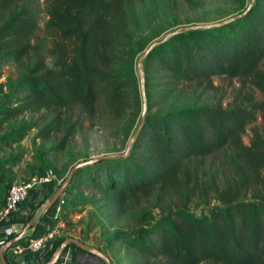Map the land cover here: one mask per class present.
<instances>
[{"label":"trees","instance_id":"1","mask_svg":"<svg viewBox=\"0 0 264 264\" xmlns=\"http://www.w3.org/2000/svg\"><path fill=\"white\" fill-rule=\"evenodd\" d=\"M133 1L0 0V66L16 62L25 72L15 86L0 83V128L18 122L0 144L12 147L38 128L37 137L58 136L50 150L60 152L86 124L110 121L124 151L74 172L63 221L104 193L135 221L123 234L129 264H264V128L244 141L250 124L260 117L264 124V0H237L242 10L228 21L178 27L153 42L132 27ZM156 42L140 74L138 60ZM215 76L238 78L262 97L242 88L226 106L164 109L173 96L211 90ZM225 148L234 152L233 175L220 184L200 164ZM37 152L39 176L52 170L64 182L79 163L58 170L46 150ZM11 185L0 174V207ZM73 190L86 197L69 199ZM69 247L76 260L85 253Z\"/></svg>","mask_w":264,"mask_h":264},{"label":"rangeland","instance_id":"2","mask_svg":"<svg viewBox=\"0 0 264 264\" xmlns=\"http://www.w3.org/2000/svg\"><path fill=\"white\" fill-rule=\"evenodd\" d=\"M131 7L135 17L133 29L139 38L145 41L152 40V42L165 38L171 30L178 27L219 23L242 10V5L237 0H134ZM0 69L3 72L0 83L14 84L25 73L23 67L16 62L4 63ZM141 69L142 66L138 65L140 74L142 73ZM242 84L243 82L238 78L215 76V87L211 90L204 94L173 96L164 109H178L192 105L226 106L242 88L251 90L258 99L262 97L261 93L251 87L249 83L243 87ZM5 90L8 89L5 88ZM16 120L13 119L0 128V137L4 132L9 131L11 126L18 123ZM255 128L263 131L264 124L261 117L247 127L244 134V141L247 144L250 143L252 130ZM38 131V128L29 131L20 143L14 144L12 147L0 144V174L10 181V184L39 176L41 159L38 157L37 148L47 151L44 159L53 163L58 170H63L74 161L77 163L85 158L92 159L124 151L122 137L117 135L110 121L97 126L86 124L70 145L60 152L50 150L54 143H58V136L44 139L37 137ZM13 155L17 156L18 161L13 160ZM230 156H234V152L226 148L219 153L210 155L200 164L201 170L208 177H216L219 182L224 181L233 175ZM8 158H12V160L8 164L4 163ZM82 195V191L73 190L69 191L67 197L79 200ZM83 196L86 197V193ZM98 196V201L92 200L87 204H80L77 209L70 211L68 219L62 220V236L81 240L104 254L108 259L113 260V264H117L118 259L121 260V264H129L125 254L123 234L132 232L135 227V221L130 219L131 211L127 205L123 206L118 202L117 198L111 199L104 193H100ZM54 212L55 208L51 207L49 215ZM117 233L120 234L117 235ZM114 236L116 238L109 244V240ZM86 253L94 257L99 264H107L106 259L102 256L87 251L84 253L85 256ZM204 264L213 263L206 262Z\"/></svg>","mask_w":264,"mask_h":264},{"label":"built area","instance_id":"3","mask_svg":"<svg viewBox=\"0 0 264 264\" xmlns=\"http://www.w3.org/2000/svg\"><path fill=\"white\" fill-rule=\"evenodd\" d=\"M63 183V179L50 170L46 175L18 180L11 185L5 201L0 207V251H3L11 264H43L47 250H50L53 243L62 236L63 195L52 206H49L50 201L45 204L43 228L37 235L33 234L26 216L18 214L17 210L20 203L25 201L30 196L31 191L38 186L52 184L56 187L57 192V188ZM51 207L55 208V212L49 215ZM67 247L56 264H77L79 255L76 260L73 249ZM28 252L40 253L43 260L33 262L32 259L26 257Z\"/></svg>","mask_w":264,"mask_h":264},{"label":"crops","instance_id":"4","mask_svg":"<svg viewBox=\"0 0 264 264\" xmlns=\"http://www.w3.org/2000/svg\"><path fill=\"white\" fill-rule=\"evenodd\" d=\"M56 194V187L52 184H44L38 186L37 188L31 191L30 196L20 203L17 210L18 214L25 215L34 235L39 234L42 231V222L45 220V204L53 199ZM18 242V241H16ZM49 253V250H47ZM81 256L86 257L85 263L87 264H99L98 261L91 257L90 254H80ZM27 258L32 259L33 262H41L43 260L40 253H27ZM45 257V256H44Z\"/></svg>","mask_w":264,"mask_h":264},{"label":"water","instance_id":"5","mask_svg":"<svg viewBox=\"0 0 264 264\" xmlns=\"http://www.w3.org/2000/svg\"><path fill=\"white\" fill-rule=\"evenodd\" d=\"M228 21V20H226ZM175 33V32H173ZM173 33L169 34V35H172ZM167 35L166 38L169 36ZM159 42H156L154 44H152L147 50L146 52L140 56L139 60H138V64H139V67L142 66V62L144 60V58L148 55V53L151 51V49L156 46ZM146 106L144 107V110H143V114H142V123L141 125L139 126L137 132L135 133V135L133 136V138L130 140V143L129 145L131 146L132 143L134 142V140L136 139L138 133L140 132L143 124H144V120H145V114H146ZM129 151L126 152L125 155L128 154ZM123 155V154H122ZM103 156H99L97 158H92L90 160H86V161H82V162H79L78 164H76L72 170L70 171L69 175L67 176L66 180L64 181V183L57 188V192L55 194V196L53 197V199L51 200V202L49 203V206H52L58 199L61 195H63V193L65 192V190L67 189V187L69 186L71 180H72V177H73V174L74 172L79 168V167H83L85 165H88V164H91L93 162H96L98 160H100ZM105 157H108V156H105ZM71 243L73 244H76L78 245L82 250L84 251H87V252H90V253H93L95 255H99V256H102L103 258L106 259L107 261V264H111L110 262V259H108L104 254H102L101 252H99L98 250H96L95 248L85 244L84 242H82L81 240L77 239V238H73V237H68L63 243L62 245L60 246V248L57 250L56 254L54 255V257L52 258V260L50 262H48L47 264H56L61 256V254L64 252V250L66 249L67 246H69ZM0 258H1V263L2 264H7L6 262V259H5V256H4V253L3 251L1 250L0 251ZM86 257L84 256H81L79 255L78 256V260L81 262V263H85V259Z\"/></svg>","mask_w":264,"mask_h":264}]
</instances>
